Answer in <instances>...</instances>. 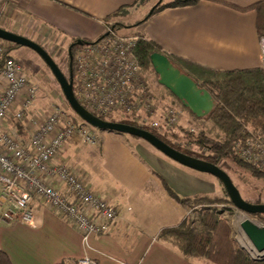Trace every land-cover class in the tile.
Returning a JSON list of instances; mask_svg holds the SVG:
<instances>
[{"label":"crops","instance_id":"obj_1","mask_svg":"<svg viewBox=\"0 0 264 264\" xmlns=\"http://www.w3.org/2000/svg\"><path fill=\"white\" fill-rule=\"evenodd\" d=\"M136 1L0 0V28L25 36L45 50L43 41L52 46L66 43L69 50L75 39L91 42L103 36L105 22L120 10L125 15L111 20L130 21V11L140 4ZM262 1L200 0L192 6L165 9L138 27L116 30L123 35L140 33L165 54L214 72L261 69L257 13L238 9ZM178 102L183 125L200 117ZM91 130L96 143L72 140L63 158L86 174L89 185L117 208L110 231L91 235L85 246L70 225L50 210L36 207L34 227L0 221V250L11 264H56L85 255L96 264H215L198 254L183 255L159 237L162 229L185 218L196 220L201 206H187L168 189L180 198L215 196V179L171 160L141 139Z\"/></svg>","mask_w":264,"mask_h":264},{"label":"built area","instance_id":"obj_2","mask_svg":"<svg viewBox=\"0 0 264 264\" xmlns=\"http://www.w3.org/2000/svg\"><path fill=\"white\" fill-rule=\"evenodd\" d=\"M118 22L108 20L104 36L75 48L70 71L77 101L104 120H126L140 128L175 134L178 111L155 87L135 55L141 37L120 34L113 26ZM259 42L264 69V36ZM9 47L10 42L0 39V221L34 227L35 208L42 207L70 225L87 246L91 235L108 233L118 216L117 208L89 185L87 175L63 158L72 140L95 143L92 128L76 114H68L63 105L27 118L25 113L35 102V87ZM11 120L19 125L15 127ZM242 131L246 136L231 143L233 151L264 174V135L248 125ZM215 207L219 212L223 208L221 215L233 214V218L229 215L230 226L238 246L250 258L263 259L264 252L255 250L239 226L244 219L264 225L257 216L231 203ZM75 264L96 261L85 255Z\"/></svg>","mask_w":264,"mask_h":264},{"label":"trees","instance_id":"obj_3","mask_svg":"<svg viewBox=\"0 0 264 264\" xmlns=\"http://www.w3.org/2000/svg\"><path fill=\"white\" fill-rule=\"evenodd\" d=\"M199 1L200 0H158L142 19L133 24L124 25L118 22L113 26L115 29L120 27L135 28L165 9L192 6ZM136 2L145 4L147 0H137ZM238 10H255L259 19L257 23V33L259 36H264V1L256 3L249 8ZM124 11L125 10H120L114 13L109 19H115L121 17V15L124 16ZM136 35L141 37L134 50L138 62L146 70L154 72L150 63V56L156 52H161L163 54H165V52L148 38L144 39L143 37L145 36L142 34L136 33ZM76 41L77 39L73 40L69 46L72 55L78 45L74 44ZM80 41L87 42L85 40ZM19 47L21 46L10 43L8 52ZM165 55L176 67L189 75L194 81L197 82V78H201V86H205L212 97V106L206 112V118L223 132V138H212L202 131L194 134L179 127L180 133L183 134L182 137L185 138L187 142L206 151V154L202 155L188 150L187 148L173 145L171 138L181 139L176 133L169 135L166 132L153 130L147 126L141 128L150 131L171 147L187 155L215 165H218L220 161H228L246 170L251 175H263L261 171L254 168L251 164L240 159L235 151H233L231 143L245 138L246 134L242 131L244 125H251L255 131H260L261 134L264 135V69L257 68L235 72H214L180 58L167 54ZM69 63L71 64V62ZM70 70L71 67L69 68V71ZM195 116L198 117L197 115ZM97 117L104 120L101 116ZM116 122L139 127L136 123L126 120ZM168 191L189 207H194L198 204L201 206L199 209H196V220L185 218L176 226L162 229L159 233V237L162 240L176 247L183 255L198 254L215 264H264V258L254 260L250 258L244 250L237 246L230 236V227L228 223L221 217L220 212L214 206L218 203H231L225 189V197L199 194L191 198H180L173 194L170 189H168ZM255 215L262 216L261 214ZM75 263L76 260L64 259L56 264ZM0 264H11L7 254L2 250H0Z\"/></svg>","mask_w":264,"mask_h":264},{"label":"water","instance_id":"obj_4","mask_svg":"<svg viewBox=\"0 0 264 264\" xmlns=\"http://www.w3.org/2000/svg\"><path fill=\"white\" fill-rule=\"evenodd\" d=\"M0 39L30 48L39 56L56 78L70 109L83 122L96 129L125 133L146 141L171 160L195 171L214 176L222 184L231 204L236 208L251 215H264V203H252L243 199L230 176L218 165L187 155L171 147L153 133L143 128L121 122L103 120L88 112L82 105H80L74 95L71 71L67 78L51 55L40 44L25 36L10 33L1 28ZM80 43H82L80 40L74 42V44ZM68 54L69 62H71L72 54L70 48ZM150 63L153 67L154 73L158 76V83L165 87L194 114L199 116L211 108L212 97L209 91L200 87L199 84L189 75L176 67L165 54L161 52L153 53L150 56ZM239 226L250 240L255 250L260 253L264 252V225H257L250 219H244L240 222Z\"/></svg>","mask_w":264,"mask_h":264},{"label":"rangeland","instance_id":"obj_5","mask_svg":"<svg viewBox=\"0 0 264 264\" xmlns=\"http://www.w3.org/2000/svg\"><path fill=\"white\" fill-rule=\"evenodd\" d=\"M157 1L158 0H147V4L143 6H140V4H137V7L134 8V10L130 11L131 13L130 21H121L120 23L127 25L130 23L133 24L135 21L140 20V18L145 16L148 13V11L151 9V7ZM124 34L131 35L133 34V31L125 32ZM44 42H47V41H43V44H45V46L47 47L46 48L47 52L52 55V58L54 59V61L57 63V65L59 66L61 71L64 73V75L68 78L69 72H70L69 71L70 63H69V56H68V47L67 45H65L66 43L59 44V43L54 42L52 46L51 44L46 45V43ZM16 49L17 51L12 53V55H14L16 58L20 59L23 62L24 67L29 74V79L32 85L35 87V91H36L34 105L27 113H25V116H27L28 118L30 116L43 115L48 110H50L52 106H58V105L65 106L67 108V113L70 114L71 116L75 115V113L70 109L56 78L54 77L50 69L46 66L44 61L30 48L19 47ZM148 73L151 75V76L148 75V77L149 76L151 77L150 79L152 80L155 87L163 91L162 95L165 98H167L169 103H171L172 106L178 111L177 114L179 117V122L177 124L178 127L175 128L174 133L178 134L179 137H181V139L171 138V142L173 143V145L177 147L187 148L188 150L194 151L196 153H200L202 155L206 154V151L204 149H200L196 145L187 142V140H185V138L182 137L183 134L180 133L179 127L184 128L185 130H188L194 134L202 131L209 137L216 138V139H222L223 132L220 129H218L210 120L206 118V114H207L206 112H203L201 115H199L200 116L199 118H192L193 120L187 125H183L184 123L181 122L180 120L181 108L179 107L180 104L178 100L165 87L162 88V86L158 83V76L155 73H151L150 71H148ZM154 74H155V77H154ZM186 112L189 113L188 110ZM189 117H192V116L190 115ZM11 124H13L15 127L19 125V123L14 120H11ZM248 126L253 128L251 125H248ZM91 128L93 130L94 129L96 130V128H93V127ZM119 134L125 135L127 137H133L125 133H119ZM141 141H144V140L141 139ZM218 166L227 172V174L230 176L231 180L233 181V183L239 190L243 199H245L246 201L252 202V203H256V202L264 203V174L261 176L251 175L246 170L239 168L236 165L228 161H220L218 163ZM206 175L210 179H215L216 181L215 196L225 197V192L220 182L214 176H211L210 174H206ZM220 204H229V203H220ZM222 209H220L221 213H222ZM226 214L229 217V215H231L232 213L228 214V212H226L225 214L221 215V217H223L228 223L230 230H231L232 238L235 241V233L233 231V228L230 226L231 218L230 217L228 218L227 216H225ZM232 218H233V214H232ZM257 219L264 224V215L257 216Z\"/></svg>","mask_w":264,"mask_h":264}]
</instances>
